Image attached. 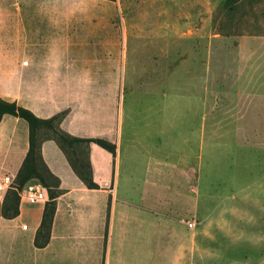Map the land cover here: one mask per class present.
I'll return each instance as SVG.
<instances>
[{
	"label": "crops",
	"instance_id": "crops-1",
	"mask_svg": "<svg viewBox=\"0 0 264 264\" xmlns=\"http://www.w3.org/2000/svg\"><path fill=\"white\" fill-rule=\"evenodd\" d=\"M98 7L93 0H0V99L39 118L65 111L62 131L115 145L112 154L88 143L97 184L88 188L53 138L40 142L61 190L48 238L34 244L44 201L19 198L14 216L0 214V264H194L200 257L183 221L200 211L202 167L216 149L206 135L200 74L186 85L182 47L132 41L141 57L132 59L123 88L130 32ZM27 146L26 122L3 114L0 172L14 177Z\"/></svg>",
	"mask_w": 264,
	"mask_h": 264
},
{
	"label": "rangeland",
	"instance_id": "rangeland-1",
	"mask_svg": "<svg viewBox=\"0 0 264 264\" xmlns=\"http://www.w3.org/2000/svg\"><path fill=\"white\" fill-rule=\"evenodd\" d=\"M93 1L130 32L123 88L132 59L141 57L132 41L182 47L186 85L200 74L206 135L216 149L202 167L200 211L183 218L195 221L190 236L201 250L194 264H264V0Z\"/></svg>",
	"mask_w": 264,
	"mask_h": 264
},
{
	"label": "trees",
	"instance_id": "trees-1",
	"mask_svg": "<svg viewBox=\"0 0 264 264\" xmlns=\"http://www.w3.org/2000/svg\"><path fill=\"white\" fill-rule=\"evenodd\" d=\"M237 1V0H232ZM65 111H60L48 118L36 117L30 110L14 102L0 99V118L10 114L23 119L28 128V146L21 164L14 175L13 182L3 195L0 214L4 217L17 213L18 191L30 178H35L45 188L47 199L44 202L42 216L34 237L36 246H43L48 238V231L55 207V198L60 194L58 178L53 175L40 155V142L44 138H53L65 154L68 163L78 178L88 188H96L92 181L87 157V145L94 142L114 154L115 145L102 138H82L71 136L59 128V122Z\"/></svg>",
	"mask_w": 264,
	"mask_h": 264
},
{
	"label": "built area",
	"instance_id": "built-area-1",
	"mask_svg": "<svg viewBox=\"0 0 264 264\" xmlns=\"http://www.w3.org/2000/svg\"><path fill=\"white\" fill-rule=\"evenodd\" d=\"M13 176L8 173L0 172V200L3 193L11 187L13 182ZM18 196L29 203L41 202L47 199L46 190L39 182H25L18 191ZM188 229L193 228L195 221L191 219L185 222ZM25 228V225H20Z\"/></svg>",
	"mask_w": 264,
	"mask_h": 264
}]
</instances>
